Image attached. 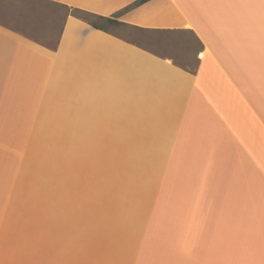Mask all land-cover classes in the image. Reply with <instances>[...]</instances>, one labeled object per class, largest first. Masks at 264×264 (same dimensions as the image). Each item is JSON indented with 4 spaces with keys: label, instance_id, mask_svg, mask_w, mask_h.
<instances>
[{
    "label": "crops",
    "instance_id": "crops-1",
    "mask_svg": "<svg viewBox=\"0 0 264 264\" xmlns=\"http://www.w3.org/2000/svg\"><path fill=\"white\" fill-rule=\"evenodd\" d=\"M40 1L54 42L0 20V264H264V0ZM170 30L194 70L131 38Z\"/></svg>",
    "mask_w": 264,
    "mask_h": 264
},
{
    "label": "rangeland",
    "instance_id": "rangeland-1",
    "mask_svg": "<svg viewBox=\"0 0 264 264\" xmlns=\"http://www.w3.org/2000/svg\"><path fill=\"white\" fill-rule=\"evenodd\" d=\"M68 13V9L59 4L40 0H0V20L17 30L32 35L42 41H56L57 23ZM131 34L129 29H120ZM139 37V42L163 56H173L177 63L194 68L197 65V52L202 45L190 30L143 31L131 38Z\"/></svg>",
    "mask_w": 264,
    "mask_h": 264
},
{
    "label": "trees",
    "instance_id": "trees-1",
    "mask_svg": "<svg viewBox=\"0 0 264 264\" xmlns=\"http://www.w3.org/2000/svg\"><path fill=\"white\" fill-rule=\"evenodd\" d=\"M148 0H139L136 4H142L144 2H146ZM68 11H70V8L65 6ZM73 14H75L76 16H79V17H82L84 18L85 20L89 21L90 23H92L95 27H98V28H104L105 25L107 24H117L118 21H116L115 19H112V18H107V17H101V16H96L95 14L91 13V12H88V11H85V10H81V9H73L71 11ZM70 13V12H68ZM67 13V14H68ZM191 70H194L193 68Z\"/></svg>",
    "mask_w": 264,
    "mask_h": 264
}]
</instances>
